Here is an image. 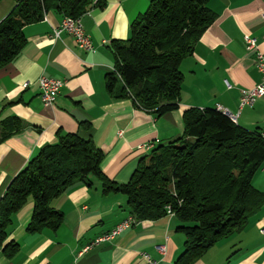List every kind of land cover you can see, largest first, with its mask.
<instances>
[{"label": "crops", "instance_id": "obj_1", "mask_svg": "<svg viewBox=\"0 0 264 264\" xmlns=\"http://www.w3.org/2000/svg\"><path fill=\"white\" fill-rule=\"evenodd\" d=\"M19 0H0V22ZM81 16L94 49L80 48L68 32L54 29L64 14L51 8L38 22L26 25V44L18 56L0 67V129L3 120L15 117L23 130L0 142V197L13 177L59 134L77 132L92 138L103 150V171L126 183L140 160L159 144L184 134V112L191 107H222L248 129L264 130V97L240 109L241 89L261 81L256 51H264V0H208L215 19L181 63L183 82L179 107L156 117L131 98L117 99L106 89V76L115 65L114 43L130 35V25L150 0H102ZM257 38L249 49L245 35ZM63 79L55 101L47 105L40 96L38 78ZM226 80L231 87L226 85ZM29 82L25 88L23 84ZM1 135V131H0ZM151 143L146 151L140 145ZM77 182L51 204L64 214L61 226L27 231L34 202L29 200L15 215L4 244L17 241L19 251L7 256L0 246V264H143V252L157 264H174L184 249L186 236L176 230L175 216L141 220L113 241L89 245L112 229L130 212L127 196L103 195L101 181ZM264 192V163L253 177ZM264 203L247 224L222 237L192 264H264ZM165 244L161 253L157 245Z\"/></svg>", "mask_w": 264, "mask_h": 264}, {"label": "trees", "instance_id": "obj_2", "mask_svg": "<svg viewBox=\"0 0 264 264\" xmlns=\"http://www.w3.org/2000/svg\"><path fill=\"white\" fill-rule=\"evenodd\" d=\"M102 0H19L0 22V67L14 60L26 44L24 27L56 8L81 17ZM215 19L208 0H150L130 25V35L114 43L115 65L107 73L110 96L131 98L160 117L179 107L182 60ZM178 139L153 147L130 180L119 183L102 168L103 150L77 132L59 134L40 148L10 181L0 197V246L7 256L17 241L4 244L13 216L30 199L34 210L27 231H56L64 214L51 202L77 182L101 181L103 195L127 196L129 214L138 221L173 213L176 230L186 236L174 264H192L222 237L243 228L264 203L253 177L264 163V130L248 129L218 107H191L183 115ZM0 142L24 129L20 119L3 120ZM128 214V215H129Z\"/></svg>", "mask_w": 264, "mask_h": 264}, {"label": "built area", "instance_id": "obj_3", "mask_svg": "<svg viewBox=\"0 0 264 264\" xmlns=\"http://www.w3.org/2000/svg\"><path fill=\"white\" fill-rule=\"evenodd\" d=\"M68 32L75 38L78 46L86 50L94 49V44L91 37L86 33L84 26L81 22V17L74 18L71 16H64L63 20L54 29V35L59 37L62 32ZM245 41L249 49L255 48L257 45V38L251 36L250 34L245 35ZM256 65L261 73V81L252 88L241 89V99H240V109L245 106L252 107L256 100L260 97H264V51H256ZM64 80L61 78H55L47 75H41L38 78V83L40 87V96L42 101L50 105L58 97L61 88L64 85ZM228 87H231V84L228 80L225 81ZM29 85V82H25L23 86L26 88ZM219 109L223 110L225 113H229L227 109H224L219 106ZM233 120L236 121V116H232ZM140 149H145L149 151L153 145L151 143H146L139 146ZM169 214L173 215L169 211ZM138 222L136 217L133 214L127 215L123 220H121L115 227L112 229L98 235L95 239L85 247L89 248L91 246H97L104 243L113 241L117 236H119L123 231L129 229ZM264 232V229L262 230ZM157 250L161 253H165L166 245L159 244L157 245ZM142 256L144 258L143 264H157L158 260L152 257L149 253L143 252Z\"/></svg>", "mask_w": 264, "mask_h": 264}, {"label": "rangeland", "instance_id": "obj_4", "mask_svg": "<svg viewBox=\"0 0 264 264\" xmlns=\"http://www.w3.org/2000/svg\"><path fill=\"white\" fill-rule=\"evenodd\" d=\"M262 78V77H261ZM229 116L232 118V116H235L232 112H230ZM233 119V118H232Z\"/></svg>", "mask_w": 264, "mask_h": 264}, {"label": "bare ground", "instance_id": "obj_5", "mask_svg": "<svg viewBox=\"0 0 264 264\" xmlns=\"http://www.w3.org/2000/svg\"><path fill=\"white\" fill-rule=\"evenodd\" d=\"M219 108V107H218ZM230 113V112H229ZM229 113H227L229 115Z\"/></svg>", "mask_w": 264, "mask_h": 264}, {"label": "water", "instance_id": "obj_6", "mask_svg": "<svg viewBox=\"0 0 264 264\" xmlns=\"http://www.w3.org/2000/svg\"><path fill=\"white\" fill-rule=\"evenodd\" d=\"M230 114V113H229Z\"/></svg>", "mask_w": 264, "mask_h": 264}]
</instances>
